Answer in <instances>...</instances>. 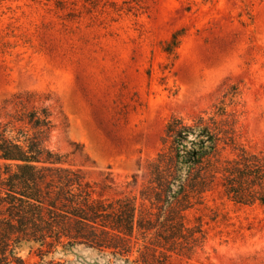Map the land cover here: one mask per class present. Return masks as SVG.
<instances>
[{
	"label": "rangeland",
	"instance_id": "rangeland-1",
	"mask_svg": "<svg viewBox=\"0 0 264 264\" xmlns=\"http://www.w3.org/2000/svg\"><path fill=\"white\" fill-rule=\"evenodd\" d=\"M175 31L179 44L168 55ZM231 85L240 91L239 143L264 151V0L0 4V122L14 93L49 94L48 147L85 181L106 183L105 197L136 194L167 120L211 110ZM206 202L188 213L202 217L203 245L168 264H264V208L216 193Z\"/></svg>",
	"mask_w": 264,
	"mask_h": 264
},
{
	"label": "trees",
	"instance_id": "trees-1",
	"mask_svg": "<svg viewBox=\"0 0 264 264\" xmlns=\"http://www.w3.org/2000/svg\"><path fill=\"white\" fill-rule=\"evenodd\" d=\"M180 35L163 51L174 54ZM239 94L231 85L211 110L171 116L146 182L136 194L105 197L106 183L85 181L48 147L49 94L14 93L0 122V264H168L203 245L202 217L188 213L208 209V195L264 208V151L239 143Z\"/></svg>",
	"mask_w": 264,
	"mask_h": 264
}]
</instances>
